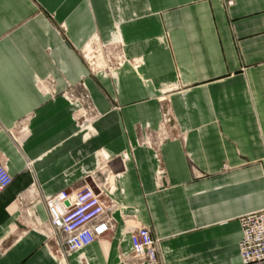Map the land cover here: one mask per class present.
I'll use <instances>...</instances> for the list:
<instances>
[{
    "label": "crops",
    "instance_id": "crops-1",
    "mask_svg": "<svg viewBox=\"0 0 264 264\" xmlns=\"http://www.w3.org/2000/svg\"><path fill=\"white\" fill-rule=\"evenodd\" d=\"M91 36L122 40L112 78L82 59ZM0 163V264H139L138 224L151 264H240V218L264 209V0H0ZM93 181L114 228L59 258L43 197Z\"/></svg>",
    "mask_w": 264,
    "mask_h": 264
},
{
    "label": "built area",
    "instance_id": "built-area-1",
    "mask_svg": "<svg viewBox=\"0 0 264 264\" xmlns=\"http://www.w3.org/2000/svg\"><path fill=\"white\" fill-rule=\"evenodd\" d=\"M226 7L235 0H223ZM78 101V100H76ZM85 119V117H84ZM164 119L169 120L164 115ZM13 177L0 163V192L9 187ZM47 220L39 222L47 241L52 242L59 258L83 250L113 230L112 212L115 207L109 191L93 181L92 186L79 190L64 189L43 197ZM241 239L238 244L240 264H264V209L250 212L240 218ZM131 252L127 261L139 264L156 263L158 241L145 225L131 227Z\"/></svg>",
    "mask_w": 264,
    "mask_h": 264
},
{
    "label": "rangeland",
    "instance_id": "rangeland-1",
    "mask_svg": "<svg viewBox=\"0 0 264 264\" xmlns=\"http://www.w3.org/2000/svg\"><path fill=\"white\" fill-rule=\"evenodd\" d=\"M60 31H63L62 28ZM79 52L91 74H96L98 71H102L109 78H112L113 72L119 70L126 63H128L124 54V45L122 40H112L108 43H104L99 37L91 36ZM131 63L134 64V66H138L139 62L136 60ZM79 85L85 86L83 81H81ZM72 95L73 103H78L77 111L75 112V116L77 118L82 120L84 117L96 118L98 116L87 92L83 91L78 94L73 92ZM164 112L166 118H170V108H165Z\"/></svg>",
    "mask_w": 264,
    "mask_h": 264
}]
</instances>
